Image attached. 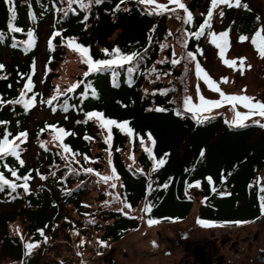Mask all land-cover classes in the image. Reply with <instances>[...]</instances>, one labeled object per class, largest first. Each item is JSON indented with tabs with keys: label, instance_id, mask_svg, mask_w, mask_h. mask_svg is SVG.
<instances>
[{
	"label": "trees",
	"instance_id": "1",
	"mask_svg": "<svg viewBox=\"0 0 264 264\" xmlns=\"http://www.w3.org/2000/svg\"><path fill=\"white\" fill-rule=\"evenodd\" d=\"M82 1H88L87 9L80 8ZM181 1L191 13V23L184 22L182 9L166 6L157 14L139 0H0V122H4L0 138L7 132L9 141L18 146V158L0 155V175L16 185L0 184V261L48 264L44 246L48 239L59 241L58 230L60 241L71 244L76 243L71 232H99L103 244L96 247L102 251L108 247L105 243L122 239L141 221L183 218L196 198L223 184L244 186L264 180L261 123L229 126L222 115L202 119L184 108L188 74L193 76L196 64L206 72L212 47L208 32L243 35L250 41L262 12L259 6L239 0V6L221 9L218 23L210 22L202 35L193 36L188 33L203 23L210 0ZM169 19L178 22V36L170 34ZM9 23L21 31H10ZM65 42L86 47L93 60L110 59L102 49L111 52L113 47L135 55L87 76L82 63L77 87L53 94ZM169 42L178 45L177 52ZM25 82L32 84L30 91L24 89ZM22 91L23 99H33L27 111L23 104L11 103ZM89 112L127 121L125 129L130 128L131 135L116 125L101 126L95 117H87ZM40 113L45 118L36 116ZM46 125L66 134L54 139L55 130ZM21 132L26 137L19 138ZM61 143L70 151H64ZM105 172V181H117V186L111 182L105 189L97 187ZM93 187L97 195L91 200ZM91 201L97 203L96 209ZM145 201L151 206L147 213L142 211ZM21 237L24 242H39L28 255Z\"/></svg>",
	"mask_w": 264,
	"mask_h": 264
},
{
	"label": "flooded vegetation",
	"instance_id": "2",
	"mask_svg": "<svg viewBox=\"0 0 264 264\" xmlns=\"http://www.w3.org/2000/svg\"><path fill=\"white\" fill-rule=\"evenodd\" d=\"M223 185L195 199L194 215L158 221L153 232L140 238L153 237L147 249L135 243L110 247L98 253L96 264H264V180ZM198 219L211 223L203 226ZM133 230L125 236L136 235Z\"/></svg>",
	"mask_w": 264,
	"mask_h": 264
},
{
	"label": "rangeland",
	"instance_id": "3",
	"mask_svg": "<svg viewBox=\"0 0 264 264\" xmlns=\"http://www.w3.org/2000/svg\"><path fill=\"white\" fill-rule=\"evenodd\" d=\"M248 4L259 6L262 12V20L258 27L261 30V35H264V0H241ZM184 3V1H181ZM157 4H163L165 6L173 7L174 3H167L166 0H155ZM228 4H218L213 8L212 15L210 18V22L218 23L219 15L221 9ZM155 8V5H151ZM176 7V6H175ZM81 9L88 8V1L80 2ZM170 22V34L173 36H178V22L174 19H169ZM256 32V31H255ZM209 38V37H207ZM227 40V48L224 52V58L228 60H235L236 63L234 65L235 70H233V66H226L220 59L218 52L219 49L211 43V52L209 53V57L205 60L204 67L206 68V73L217 82V86L223 91L225 94H240L241 89H245V95L254 97L255 100H259L264 102V58H261L257 55V52L253 48L250 41H240L239 38L235 36H226ZM70 42H65L64 46L66 47V52L63 57V60L58 64V67L55 71L56 77L52 81L53 89L52 93L57 94L60 92H65L66 89L70 87L73 83H76V77H78L82 71V63L81 57L75 50L69 48ZM170 45H173V49L177 52L176 46L173 42H169ZM176 46V47H175ZM245 57L246 59L243 61V74H241V66L240 61L236 58ZM176 60V59H175ZM250 65V67H248ZM188 91L185 93L186 97L190 98V101L193 104L199 103L196 99L197 90H199L200 95H202L206 99L216 100L219 99V94L217 92L209 90L207 85H205L203 79L198 78L196 72L192 75L188 74ZM222 77H226L227 81L224 82L221 80ZM23 99V98H22ZM22 104V103H21ZM236 111L244 112L246 109L242 108L240 105H236ZM40 115V116H39ZM199 118L208 119L222 115L224 122H230L233 120V110L232 106L224 103L221 106L213 107L208 111L198 112L196 114ZM37 117L45 118V113H40L36 115ZM255 121H259V123L264 124V119L260 117L253 116L248 120L244 121V125H248L250 123H254ZM257 123V124H259ZM47 142H51V139L48 138ZM108 175L107 172L102 176V182H100L97 187L101 189H105L110 186V183L113 182L114 185L117 186V181L112 179L106 180L105 177ZM262 178V174H259ZM115 186V187H116ZM97 188L93 187L92 199H95L97 195ZM90 205L92 208H97V203L91 201ZM197 206L193 204L189 215H194L196 213ZM70 208L66 209V213L68 214ZM74 217V214H72ZM76 218V217H75ZM85 221V219L83 220ZM86 222V221H85ZM156 224L149 226L147 222L141 221L139 223V227L133 230L134 233L125 236L120 241H116V243H105L107 248L110 247L122 249L125 245L129 247L130 243L136 244L137 248L147 249L150 243V238L147 237L146 240L140 239L143 235H147L154 231L156 228ZM89 230L85 232L83 230L77 232H71L70 235L72 237V241L76 243H64L61 242L60 238L62 236V232L58 230L56 233L59 237V241L55 242L51 239H48L46 245L44 246L47 250L44 254L43 258L48 262V264H96L100 259L98 257V253L96 251L99 250L98 239L101 236L99 232H91L88 234ZM83 232V234H82ZM81 241L83 243L81 244ZM83 249V250H81ZM102 250V249H101ZM100 251V250H99ZM120 251V250H119ZM42 257V256H41ZM0 264H10V262L0 261Z\"/></svg>",
	"mask_w": 264,
	"mask_h": 264
},
{
	"label": "snow or ice",
	"instance_id": "4",
	"mask_svg": "<svg viewBox=\"0 0 264 264\" xmlns=\"http://www.w3.org/2000/svg\"><path fill=\"white\" fill-rule=\"evenodd\" d=\"M5 3H8V0H4ZM97 3H99V0H96ZM140 3H144V4H149V5H155V10L157 11V14H159L160 11L166 10V6L163 4H157L155 3V0H139ZM169 3H174L176 8L182 9L184 12V22L186 24L191 23V13L188 11V9L186 8V6L180 2V0H169ZM218 4H228V6H239V0H210V5L208 7V12L207 15L204 17V21L203 23H201L199 25V28L197 29V31L195 33H188V35H193V36H199L203 34V30L206 27H210V18L212 15V11L213 8L218 5ZM245 8H247L246 5H244ZM9 14L10 16L14 15L12 8H9ZM221 15H223V13H221ZM179 18V17H178ZM259 19V18H257ZM8 28L10 31H16L19 32L21 31L20 28L18 27H14L13 24L9 23L8 24ZM53 35H56V33H53ZM29 36V41L27 42L28 44H31V36H32V32L31 30L28 33ZM226 36L227 33L226 32H220L219 34H215L211 31L208 32V37L210 39V42L213 43L217 49H219L218 55L221 59V61L226 65V66H233V70H235V60H228L224 58V52L227 48V40H226ZM70 41H72L74 38H69ZM245 39H247V37L241 35L239 37V40L242 42ZM251 44L253 46V48L255 49V51L257 52V55L260 56L261 58H264V35H261V30L257 29L256 32L252 35L251 37ZM69 48L72 50H75L78 55L81 57V63L85 64L87 66V70L83 73L84 76H87L90 72H94L100 68L103 67H111L112 65H120L123 64L126 61H129L132 59V57L135 54H131V55H127V54H122L120 52V50L117 47H113L111 49V52H108L107 49H102L103 52H105L106 55L110 56V59H97V60H93L89 55H88V49L80 44H75L73 42L69 43ZM49 49H51V41H49ZM189 57H192V53L189 52L188 53ZM240 61V66H241V74H243V61L246 59L245 57H238L236 58ZM176 61H173V64H175ZM248 67H250V65H248ZM3 68V65H0V69ZM196 75L198 78L203 79L205 85H207V87L209 88V90L217 92L219 94V99L216 100H210V99H206L204 98L202 95H200L199 90H197V94H196V99L199 101V103L197 104H193L190 101V98L185 97L184 98V108L186 111L192 112L193 116L195 117L196 114L198 112H204V111H208L213 107H218L221 106L224 103H227L229 105L232 106V110H233V120L230 122H226L229 123V126H240V127H244V121L250 119L253 116H257L260 117L261 119H264V102H261L259 100H255L254 97L248 96L243 94L245 89H241V93L240 94H225L223 91H221V89L217 86V82L214 81L213 79H211V77L200 67L199 64H196ZM222 81L226 82L227 78L226 77H222L221 78ZM77 87L76 83H73L72 85H70V87L68 89H66V91H72L73 89H75ZM32 88V84L30 82H25L24 84V89L26 90H31ZM93 96H95V92L93 91ZM24 96V91L21 92V97L16 98L15 100L11 101V103H22L23 107L25 108V110L27 111V109L33 105V99L29 98V99H22V97ZM51 102V100H49V103ZM3 102H0V104H2ZM236 105H240L242 108L246 109V111L244 112H239L235 110ZM158 111L162 110V109H157ZM88 118H92L95 117L98 121L101 122V126L107 128V126L109 125H116L117 127L120 128V130L123 131H127L129 135H131L132 130L130 128L125 129V125L127 124V121L124 122H117L111 119H104L102 117V114L99 112H89L86 114ZM197 122L199 123L200 121L197 120ZM256 123H259V121H255ZM0 123H4V122H0ZM261 127H264V124H260ZM45 127L47 128H52L55 130V135H54V139H60L65 133L64 129H56L54 125H46ZM8 133L5 132L4 134V138H0V155H8L11 154L13 156H16L18 158V151L17 148L18 146L14 143H12L11 141H9L8 139ZM18 137L19 138H24L26 137V133L21 132L18 133ZM85 139H90V137L85 136ZM16 139V138H13ZM149 140H151V136H149ZM22 142V141H21ZM106 143L108 142L107 140L105 141ZM60 147L64 150V151H70V149L64 145V144H60ZM146 151H148V149H145ZM149 155H151L150 151H149ZM89 158L87 156H85V160L87 161ZM163 161L161 160V163ZM22 163V162H21ZM153 167L155 168L156 165L153 164ZM86 172H92L94 171L93 169L90 168H85L83 169ZM139 171V170H138ZM12 175L15 176L16 172L13 170L12 171ZM115 176V173H113V177ZM23 179L27 180L28 177L25 176L23 177ZM104 179H108L107 177H105ZM209 182L210 178H209ZM198 183V182H197ZM0 184H7L10 188H14L16 187L15 184L10 183L9 181L5 180L4 177L2 175H0ZM166 186V185H165ZM23 187L25 188V190L27 191V185H23ZM214 190V189H213ZM125 207L130 208L131 206L128 205L127 203H125ZM150 204L145 201L144 204V208L142 209V211H144L145 213H147L148 211H150ZM260 211L261 214L264 215V201L261 202L260 205ZM158 221L154 220V219H148L147 220V224L149 226L157 223ZM197 224L203 225V226H209L211 222L208 221H203V220H197L196 221ZM235 223H243L241 221H237ZM41 232V235H43V231L42 230H38ZM17 234L19 235V232L17 231ZM46 239V238H45ZM21 241L24 245V255H28L32 248L37 246L39 242H24L23 241V237H21ZM83 243V241H81V244ZM99 244H103V242L98 241ZM155 246V245H154Z\"/></svg>",
	"mask_w": 264,
	"mask_h": 264
}]
</instances>
